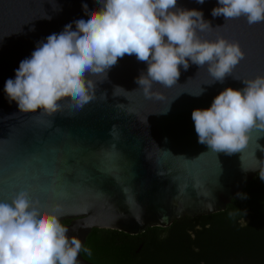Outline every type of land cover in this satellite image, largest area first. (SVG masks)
Listing matches in <instances>:
<instances>
[{
	"label": "water",
	"instance_id": "obj_1",
	"mask_svg": "<svg viewBox=\"0 0 264 264\" xmlns=\"http://www.w3.org/2000/svg\"><path fill=\"white\" fill-rule=\"evenodd\" d=\"M217 6V0L202 5L177 0L178 8L201 11L210 22L212 29L199 33L201 39L221 37L244 52L223 83L211 84L207 66L190 64L172 87L154 84L147 99L135 83L147 65L126 55L106 80L89 77L96 82L93 101L82 109L61 101L49 116L19 113L4 84L39 43L66 25L74 27L99 5L96 0H0V200L25 191L44 211L58 206L61 222L69 221L67 236L82 246L93 229L137 236L185 217L223 212L238 200L264 171V132L253 130L239 153H216L198 143L191 113L209 108L225 88L239 90L242 80L264 75V23L214 18L211 10ZM78 260L92 264L81 254Z\"/></svg>",
	"mask_w": 264,
	"mask_h": 264
},
{
	"label": "clouds",
	"instance_id": "obj_2",
	"mask_svg": "<svg viewBox=\"0 0 264 264\" xmlns=\"http://www.w3.org/2000/svg\"><path fill=\"white\" fill-rule=\"evenodd\" d=\"M196 2L202 5L205 0ZM96 3L99 8L88 11L74 27L66 25L39 43L30 58L20 62L15 78L5 82L4 93L19 113L51 116L64 100L82 109L95 99L96 82L89 77L106 80L108 71L126 55L147 65L135 79L136 90L147 99L153 96L154 84L172 87L180 69L187 71L190 64L207 66L213 84L232 76L244 59L237 42L201 39L199 33L212 29L210 22L201 11L178 8L177 0ZM217 4L211 10L214 18L243 17L249 26L264 23V0H217ZM241 82L243 88H225L209 108L191 113L198 143L213 152L239 153L253 130L264 132V75ZM260 179L264 181V174ZM58 211V206L42 210L25 191L10 201L0 200V264H79L81 251L90 256L81 240L67 236L69 229Z\"/></svg>",
	"mask_w": 264,
	"mask_h": 264
},
{
	"label": "trees",
	"instance_id": "obj_3",
	"mask_svg": "<svg viewBox=\"0 0 264 264\" xmlns=\"http://www.w3.org/2000/svg\"><path fill=\"white\" fill-rule=\"evenodd\" d=\"M260 176L223 212L137 236L93 229L83 245L91 255L80 254L92 264H264V181L254 188Z\"/></svg>",
	"mask_w": 264,
	"mask_h": 264
},
{
	"label": "flooded vegetation",
	"instance_id": "obj_4",
	"mask_svg": "<svg viewBox=\"0 0 264 264\" xmlns=\"http://www.w3.org/2000/svg\"><path fill=\"white\" fill-rule=\"evenodd\" d=\"M259 174H260V175H261V174H264V171L257 173V175H259ZM257 175H256L255 177H257ZM255 177H254V179H255ZM254 179H253L252 181H254ZM260 180H261V179L259 178L258 181L256 182V184L254 185V188H255V189H257V185L259 184V181H260Z\"/></svg>",
	"mask_w": 264,
	"mask_h": 264
}]
</instances>
